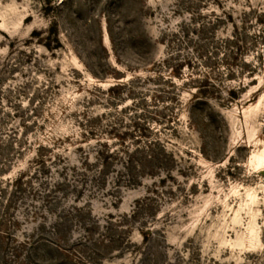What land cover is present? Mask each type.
Here are the masks:
<instances>
[{
  "label": "rangeland",
  "instance_id": "obj_1",
  "mask_svg": "<svg viewBox=\"0 0 264 264\" xmlns=\"http://www.w3.org/2000/svg\"><path fill=\"white\" fill-rule=\"evenodd\" d=\"M0 264H264V0H0Z\"/></svg>",
  "mask_w": 264,
  "mask_h": 264
}]
</instances>
